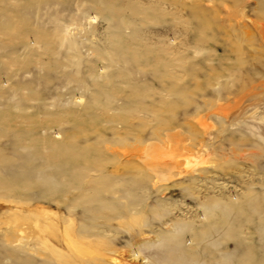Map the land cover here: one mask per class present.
<instances>
[{"label": "rangeland", "instance_id": "1", "mask_svg": "<svg viewBox=\"0 0 264 264\" xmlns=\"http://www.w3.org/2000/svg\"><path fill=\"white\" fill-rule=\"evenodd\" d=\"M0 264H264V0H0Z\"/></svg>", "mask_w": 264, "mask_h": 264}, {"label": "bare ground", "instance_id": "2", "mask_svg": "<svg viewBox=\"0 0 264 264\" xmlns=\"http://www.w3.org/2000/svg\"><path fill=\"white\" fill-rule=\"evenodd\" d=\"M92 21V20H91Z\"/></svg>", "mask_w": 264, "mask_h": 264}]
</instances>
